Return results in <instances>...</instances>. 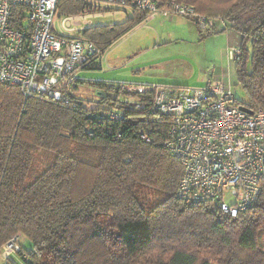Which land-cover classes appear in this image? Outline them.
<instances>
[{
    "label": "trees",
    "instance_id": "obj_1",
    "mask_svg": "<svg viewBox=\"0 0 264 264\" xmlns=\"http://www.w3.org/2000/svg\"><path fill=\"white\" fill-rule=\"evenodd\" d=\"M156 1L213 19L203 29L187 17L202 39L220 21L237 33L234 62L245 92L237 101L264 109V0ZM83 7L82 0L58 1L67 16ZM145 18L134 10L121 24L83 34L107 51ZM83 70L100 69L93 63ZM88 85L98 99L79 96V79L76 95L60 103L25 99L0 82V248L21 234L32 243L17 251L25 264H264V182L255 205L236 217L180 198L183 167L164 146L171 118L152 110L151 96L138 109L109 83Z\"/></svg>",
    "mask_w": 264,
    "mask_h": 264
},
{
    "label": "built area",
    "instance_id": "obj_2",
    "mask_svg": "<svg viewBox=\"0 0 264 264\" xmlns=\"http://www.w3.org/2000/svg\"><path fill=\"white\" fill-rule=\"evenodd\" d=\"M58 1L0 0V82L18 87L25 99L69 103L84 67L97 63L102 69L106 51L83 34L92 18L139 10L146 14L145 21L182 15L203 29L215 25L192 6L174 1L161 6L156 0H82L83 10L71 16L59 12ZM240 55L239 47L232 59ZM109 84L138 109L151 96L152 110L171 118L164 146L183 167L180 198L212 203L231 217L255 205L264 182V109L244 111L221 80H209L203 88ZM21 237L4 247L19 251Z\"/></svg>",
    "mask_w": 264,
    "mask_h": 264
},
{
    "label": "rangeland",
    "instance_id": "obj_3",
    "mask_svg": "<svg viewBox=\"0 0 264 264\" xmlns=\"http://www.w3.org/2000/svg\"><path fill=\"white\" fill-rule=\"evenodd\" d=\"M160 16L144 21L121 37L106 51L102 69L89 72L98 74L105 71L121 78L111 83L155 84L170 88H203L209 80H221L234 91L237 100H245V92L238 84L232 59L233 50L240 47V38L236 32H219L202 39L195 28L194 34L190 35L187 28L178 24V20H184L191 25L187 17L174 15L172 17H176V21L171 22L166 18H157ZM124 20V14L117 13L92 18L88 21V27L121 24ZM221 23H218L220 28ZM57 29L63 32L61 27L57 26ZM248 49L250 59L247 69L251 71L250 44ZM78 94L85 100L99 98L90 85L80 87ZM21 239L24 248L30 251L32 243L27 238ZM8 261L25 264L17 252L0 248V264H7Z\"/></svg>",
    "mask_w": 264,
    "mask_h": 264
},
{
    "label": "crops",
    "instance_id": "obj_4",
    "mask_svg": "<svg viewBox=\"0 0 264 264\" xmlns=\"http://www.w3.org/2000/svg\"><path fill=\"white\" fill-rule=\"evenodd\" d=\"M132 14H133V12H130L127 16H125L124 15V17H125V20L127 19V17H130V16H132ZM162 16V17H161ZM160 17H157V18H163V19H168V20H170L171 22H173V21H176L175 20V18L176 17H172V16H167V15H161ZM98 18H101V17H98ZM152 19H154V18H152ZM152 19H149V20H152ZM124 20V21H125ZM187 21H189V24L191 23V25H188L184 20H181V21H179L178 20V24H182V26L183 27H185V28H187V32L190 34V35H193L194 34V29L193 28H195L196 30H197V27H196V25H195V23L191 20V19H189V18H187L186 19ZM144 22V21H143ZM142 22V23H143ZM221 22V21H220ZM141 23V24H142ZM218 23L219 22H217V25H216V30H217V32L215 33V34H217V33H219V32H224V31H229L230 33L231 32H234L233 30H230V29H227L226 28V24H224L223 22V24L221 25V28L220 27H218ZM113 25H115V24H113ZM140 25V24H139ZM59 26V25H58ZM90 26V25H89ZM97 26H102V25H97ZM103 26H106V25H103ZM60 27V26H59ZM91 27H94V26H91ZM198 32V31H197ZM198 34H199V32H198ZM238 36V35H237ZM240 38V37H239ZM171 41V40H170ZM101 70V69H100ZM113 70H114V68H113ZM89 71H92V70H83V71H81L80 73H79V75H78V77H79V79L82 81V84L83 85H88L90 82H105V83H111V82H113V81H117V80H120L121 78H119V76H115V75H111L109 72H101V73H98V74H96V73H94V72H89ZM137 80V79H136ZM142 81V80H141ZM154 83V82H153ZM156 83V82H155ZM21 238H23V239H26L23 235H22V237ZM23 239H21V240H23ZM21 243V245L22 246H24L25 244L24 243H22V242H20Z\"/></svg>",
    "mask_w": 264,
    "mask_h": 264
},
{
    "label": "water",
    "instance_id": "obj_5",
    "mask_svg": "<svg viewBox=\"0 0 264 264\" xmlns=\"http://www.w3.org/2000/svg\"><path fill=\"white\" fill-rule=\"evenodd\" d=\"M244 111H246V112H248V113H250V114H252V111L251 110H249V109H247V108H242Z\"/></svg>",
    "mask_w": 264,
    "mask_h": 264
}]
</instances>
